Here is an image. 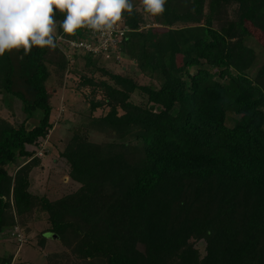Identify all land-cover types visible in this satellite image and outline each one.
Masks as SVG:
<instances>
[{
  "label": "trees",
  "instance_id": "1",
  "mask_svg": "<svg viewBox=\"0 0 264 264\" xmlns=\"http://www.w3.org/2000/svg\"><path fill=\"white\" fill-rule=\"evenodd\" d=\"M135 7L116 55L149 77L141 84L69 44L93 42L87 28L58 27L55 49L0 57L1 103L16 101L23 115L19 123L0 116V236L37 210L49 225L41 241L54 234L74 264H264V52L247 42L264 48V0H167L148 26ZM63 18L56 11L58 25ZM66 71L102 97L62 152L78 187L49 200L29 191V176L54 127L47 82L54 74L61 85ZM135 90L145 102L130 100ZM90 130L104 137L90 139Z\"/></svg>",
  "mask_w": 264,
  "mask_h": 264
},
{
  "label": "rangeland",
  "instance_id": "2",
  "mask_svg": "<svg viewBox=\"0 0 264 264\" xmlns=\"http://www.w3.org/2000/svg\"><path fill=\"white\" fill-rule=\"evenodd\" d=\"M137 10L143 12V6L140 4V0L135 3ZM143 20L145 26H148L152 21V16L148 13L144 14ZM143 24V23H142ZM127 27L125 23L120 28ZM106 36L103 39L105 42L111 34H104ZM86 39V38H85ZM114 40V37H112ZM121 40L120 37L117 41ZM116 41V43H117ZM248 44L256 49L257 53L264 52V48L252 38H248ZM72 47L76 46L73 42L69 43ZM119 44V43H118ZM117 44V49H118ZM114 45V44H113ZM111 46L104 52L98 54L102 58L101 62H98L100 66L111 71L112 73L122 74L132 79H137L138 83L146 82L148 78L139 72L138 67L134 60L126 59L116 55V45ZM68 47L65 51H74L72 47ZM95 51L99 52L100 47H94ZM110 49V51H108ZM114 52L113 56L111 53ZM78 55L81 53L76 52ZM67 58L70 53H67ZM82 55V54H81ZM96 56V55H95ZM71 60V57L68 58ZM83 58H72L75 64L79 62L82 66ZM71 64V63H70ZM98 65V66H99ZM83 69V68H79ZM88 73V72H87ZM89 75V73L87 74ZM98 73L95 76L98 77ZM101 75V74H100ZM99 75V76H100ZM102 79L108 80L109 77L101 76ZM47 86L52 91L50 97L51 120L54 127L51 128L45 140H43L39 146H37V156L39 158L38 165L31 171L29 179L30 186L29 191L40 198L46 196L49 200H55L63 195L73 192L78 184L69 179V164L62 152L69 140L71 134L75 131L84 133L83 126L90 119V101L92 98H101L102 95L97 92L92 95L90 87L84 86L80 82V73L64 72L62 83L59 85L58 77L52 74L51 78L47 82ZM130 100L133 103H143L146 101V96L140 90H135L130 95ZM5 100L1 103L0 98V116L7 119L11 123H19L22 121L23 115L20 112L16 101ZM11 108H13L11 110ZM10 109V110H8ZM108 106L96 109L92 116L98 117L107 113ZM121 112V111H119ZM30 125H33L35 121H31ZM90 139H96L99 141L104 136L95 130L86 132ZM35 149V147H32ZM9 173L12 174V169H9ZM17 219V225L14 227L12 234H5L0 236V256L3 254L11 255V264H74L78 263L76 256L70 252V250L63 246V244L57 238H54V234L46 232L43 234L44 241H41L40 233L48 228V220L45 212H38L37 210L28 213L23 218ZM19 220V221H18ZM15 231L18 232L21 239L20 243L14 238ZM3 234V233H2ZM43 243L44 245H41ZM195 247L199 250L200 254H204L205 242L201 239L194 243ZM52 254H57V257H53L51 261L47 257ZM58 254L60 256H58ZM66 255V256H64ZM59 261V262H57Z\"/></svg>",
  "mask_w": 264,
  "mask_h": 264
},
{
  "label": "clouds",
  "instance_id": "3",
  "mask_svg": "<svg viewBox=\"0 0 264 264\" xmlns=\"http://www.w3.org/2000/svg\"><path fill=\"white\" fill-rule=\"evenodd\" d=\"M167 0H140L144 12L162 16ZM132 0H0V57L13 50L28 55L33 47L55 49L57 28L67 35L87 28L111 34L134 11ZM56 11L64 14L57 24Z\"/></svg>",
  "mask_w": 264,
  "mask_h": 264
},
{
  "label": "built area",
  "instance_id": "4",
  "mask_svg": "<svg viewBox=\"0 0 264 264\" xmlns=\"http://www.w3.org/2000/svg\"><path fill=\"white\" fill-rule=\"evenodd\" d=\"M125 33V28H119L117 31H114L111 33L110 37L103 42V39L106 38V36L101 33L98 32H93L92 36L89 38L93 37V42H89V41H75L73 42L74 44H76L75 47H80V48H84L86 51H92L93 53H95L96 55L102 53L105 51V49L107 50L108 48H110L113 44L116 45V49H117V44L120 43L121 40L117 41V38L120 37L122 39L123 34ZM112 37H114V40H112ZM117 41V43H116ZM113 45V46H114ZM100 47V51L97 52L95 51L93 48L94 47ZM111 49V48H110ZM110 49L108 51H110ZM114 52H112L111 54H113ZM101 58L104 59V57L102 56ZM20 238V237H19Z\"/></svg>",
  "mask_w": 264,
  "mask_h": 264
}]
</instances>
